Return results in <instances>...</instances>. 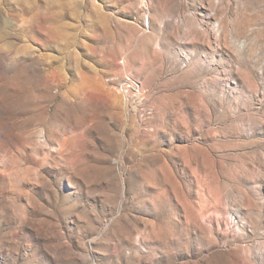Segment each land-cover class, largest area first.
Here are the masks:
<instances>
[{"label": "rangeland", "instance_id": "rangeland-1", "mask_svg": "<svg viewBox=\"0 0 264 264\" xmlns=\"http://www.w3.org/2000/svg\"><path fill=\"white\" fill-rule=\"evenodd\" d=\"M0 264H264V0H0Z\"/></svg>", "mask_w": 264, "mask_h": 264}, {"label": "built area", "instance_id": "built-area-1", "mask_svg": "<svg viewBox=\"0 0 264 264\" xmlns=\"http://www.w3.org/2000/svg\"><path fill=\"white\" fill-rule=\"evenodd\" d=\"M128 83H130L129 80L125 81V82L122 84V87H123L124 89H126V85H127ZM130 85H132V87H133V84L130 83Z\"/></svg>", "mask_w": 264, "mask_h": 264}]
</instances>
